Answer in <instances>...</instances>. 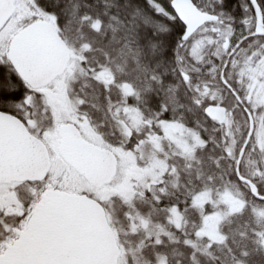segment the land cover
I'll return each mask as SVG.
<instances>
[{
  "label": "snow or ice",
  "instance_id": "snow-or-ice-1",
  "mask_svg": "<svg viewBox=\"0 0 264 264\" xmlns=\"http://www.w3.org/2000/svg\"><path fill=\"white\" fill-rule=\"evenodd\" d=\"M138 257L264 264V0H0V264Z\"/></svg>",
  "mask_w": 264,
  "mask_h": 264
},
{
  "label": "water",
  "instance_id": "water-1",
  "mask_svg": "<svg viewBox=\"0 0 264 264\" xmlns=\"http://www.w3.org/2000/svg\"><path fill=\"white\" fill-rule=\"evenodd\" d=\"M37 55L41 61V64L43 65L49 62L53 58L54 53L50 49H47L46 47H42L37 52ZM79 138H80V133L77 132L75 128H72L71 131H66V135L64 136L65 141L62 145L65 146L71 145L74 141H76ZM115 163H116L115 161H112L113 165H115Z\"/></svg>",
  "mask_w": 264,
  "mask_h": 264
},
{
  "label": "rangeland",
  "instance_id": "rangeland-1",
  "mask_svg": "<svg viewBox=\"0 0 264 264\" xmlns=\"http://www.w3.org/2000/svg\"><path fill=\"white\" fill-rule=\"evenodd\" d=\"M59 102V101H57ZM130 116L132 117L133 120L136 119V114L135 113H130ZM86 133V136L88 137V139H94L91 134L89 132H87V130H83ZM173 132H178V130L174 129ZM182 135V134H181ZM177 138H179V136H177ZM62 142V137L59 138L58 143L61 144ZM73 179H75V177L73 176Z\"/></svg>",
  "mask_w": 264,
  "mask_h": 264
},
{
  "label": "trees",
  "instance_id": "trees-1",
  "mask_svg": "<svg viewBox=\"0 0 264 264\" xmlns=\"http://www.w3.org/2000/svg\"><path fill=\"white\" fill-rule=\"evenodd\" d=\"M225 230H227V226ZM137 264H143L142 260L139 257L137 258Z\"/></svg>",
  "mask_w": 264,
  "mask_h": 264
},
{
  "label": "flooded vegetation",
  "instance_id": "flooded-vegetation-1",
  "mask_svg": "<svg viewBox=\"0 0 264 264\" xmlns=\"http://www.w3.org/2000/svg\"><path fill=\"white\" fill-rule=\"evenodd\" d=\"M80 133V132H79ZM84 135L86 136V133L84 132ZM80 136H81V133H80ZM94 138V137H93ZM90 140H93L94 141V139H90ZM64 136H62V142H61V144H63L64 143Z\"/></svg>",
  "mask_w": 264,
  "mask_h": 264
}]
</instances>
